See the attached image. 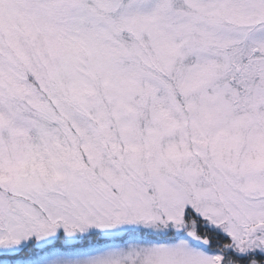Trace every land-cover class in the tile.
I'll use <instances>...</instances> for the list:
<instances>
[{"label": "snow or ice", "instance_id": "6c2138e0", "mask_svg": "<svg viewBox=\"0 0 264 264\" xmlns=\"http://www.w3.org/2000/svg\"><path fill=\"white\" fill-rule=\"evenodd\" d=\"M0 264H264V0H0Z\"/></svg>", "mask_w": 264, "mask_h": 264}]
</instances>
